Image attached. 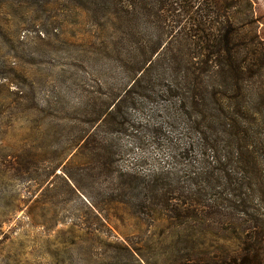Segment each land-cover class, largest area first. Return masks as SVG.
I'll return each instance as SVG.
<instances>
[{
	"label": "rangeland",
	"instance_id": "1",
	"mask_svg": "<svg viewBox=\"0 0 264 264\" xmlns=\"http://www.w3.org/2000/svg\"><path fill=\"white\" fill-rule=\"evenodd\" d=\"M248 1L264 41V0ZM100 33L66 0H0V264H173L209 244L142 207V178L188 166L172 159L164 104L137 87L91 122L133 76L96 55Z\"/></svg>",
	"mask_w": 264,
	"mask_h": 264
},
{
	"label": "trees",
	"instance_id": "2",
	"mask_svg": "<svg viewBox=\"0 0 264 264\" xmlns=\"http://www.w3.org/2000/svg\"><path fill=\"white\" fill-rule=\"evenodd\" d=\"M66 1L100 35L110 30L97 35L96 55L115 57L133 75L91 122L113 117L140 87L143 98L164 104L172 159H189L187 170L166 166L142 178V207L154 204L179 227L208 236L207 247L197 241L173 264H264V41L251 3ZM88 130L83 148L100 157L101 140Z\"/></svg>",
	"mask_w": 264,
	"mask_h": 264
}]
</instances>
